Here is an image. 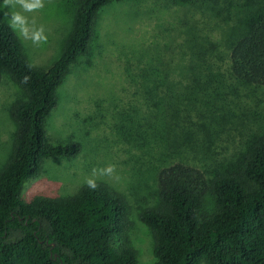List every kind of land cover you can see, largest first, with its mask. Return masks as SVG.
Here are the masks:
<instances>
[{
  "label": "rangeland",
  "instance_id": "1",
  "mask_svg": "<svg viewBox=\"0 0 264 264\" xmlns=\"http://www.w3.org/2000/svg\"><path fill=\"white\" fill-rule=\"evenodd\" d=\"M78 1L45 0L43 9L29 14L38 25H44L48 36L39 46L19 38L30 64L48 70L59 58ZM2 4L3 0L0 16L8 23ZM229 8L213 10L206 1L194 0H124L105 5L98 13L88 49L69 65L57 89L58 104L46 120L54 144L75 141L81 147L70 157L44 159L39 173L24 183L22 198L71 196L93 168L114 164V174L98 180L107 182L130 206L125 233L137 264H153L154 236L140 212L157 200V168L183 156L211 177L216 170L238 166L246 144L264 130V86L242 84L227 70V41L236 28L234 6ZM189 33L194 48L191 57L202 52L205 65L216 73L210 82L190 92L191 73L205 65L201 61L198 68H186L190 49L184 40ZM149 53L176 61V67L171 66L170 85L182 98L161 99L160 110L154 106L160 93L154 89L151 105L143 92V85L148 89L150 83L142 84L139 76ZM25 97L13 76L3 73L0 170L14 147L16 122L11 107ZM165 102L178 104L179 116L187 117L183 124L193 135L189 143L175 141L178 131L165 121V110L170 112ZM168 140L170 143L162 142ZM202 203L200 215L206 217L215 209L211 191ZM120 241V236L115 238L116 244Z\"/></svg>",
  "mask_w": 264,
  "mask_h": 264
},
{
  "label": "trees",
  "instance_id": "2",
  "mask_svg": "<svg viewBox=\"0 0 264 264\" xmlns=\"http://www.w3.org/2000/svg\"><path fill=\"white\" fill-rule=\"evenodd\" d=\"M113 1L124 0L78 1L62 52L48 70L28 62L19 37L0 16V77L10 73L26 92L11 107L14 147L0 170V264H137L125 233L130 206L107 182L97 180L96 190L83 184L68 197L21 196L24 183L39 173L44 159L70 157L81 147L75 141L54 144L46 120L58 104L57 89L69 65L89 47L98 13ZM194 1H206L213 10L234 6L236 28L227 41V70L242 84L264 86V0ZM187 36L186 68H198L204 61L202 52L191 57L192 35ZM171 59L149 53L139 74L142 84L150 83L148 89L143 85V92L151 105L154 89L160 93L154 102L158 110L161 99L181 97L170 85ZM191 74L189 92L210 82L216 73L205 65ZM165 103L170 109L165 110V121L178 131L175 141L189 143L193 135L184 127L187 117L179 116L178 104ZM208 191L215 209L202 217ZM156 195L155 204L140 212L153 232V264H264V130L246 144L238 166L216 170L211 177L183 156L160 165ZM118 236L121 241L116 244Z\"/></svg>",
  "mask_w": 264,
  "mask_h": 264
},
{
  "label": "clouds",
  "instance_id": "3",
  "mask_svg": "<svg viewBox=\"0 0 264 264\" xmlns=\"http://www.w3.org/2000/svg\"><path fill=\"white\" fill-rule=\"evenodd\" d=\"M45 7V0H3L2 8L7 9L8 26L24 41L39 46L46 43L48 36L44 25H38L29 14L39 12ZM115 165L108 164L102 168H93L91 174L84 178V185L91 190L98 188L97 180L100 177L112 176Z\"/></svg>",
  "mask_w": 264,
  "mask_h": 264
}]
</instances>
